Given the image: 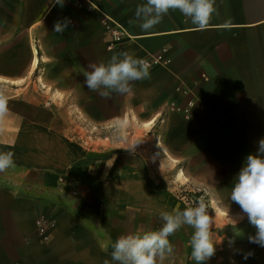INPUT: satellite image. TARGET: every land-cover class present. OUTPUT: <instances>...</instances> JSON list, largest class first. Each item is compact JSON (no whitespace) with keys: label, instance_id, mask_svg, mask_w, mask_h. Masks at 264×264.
Here are the masks:
<instances>
[{"label":"crops","instance_id":"crops-1","mask_svg":"<svg viewBox=\"0 0 264 264\" xmlns=\"http://www.w3.org/2000/svg\"><path fill=\"white\" fill-rule=\"evenodd\" d=\"M144 2L0 0V152L15 160L0 171V264H115L117 238L158 230L160 211L186 208L164 178L158 185L154 161L175 163L174 177L205 199L216 243L203 264H264V247L249 240L256 227L230 199L264 138V0H215L203 31L170 11L148 32L129 23ZM65 18L68 28L54 32ZM117 27L124 41L108 49ZM121 51L170 62L130 94L89 91V64ZM134 123L148 125L144 142L122 137ZM39 218L51 225L44 235ZM193 231L169 236L164 264H196Z\"/></svg>","mask_w":264,"mask_h":264},{"label":"clouds","instance_id":"clouds-1","mask_svg":"<svg viewBox=\"0 0 264 264\" xmlns=\"http://www.w3.org/2000/svg\"><path fill=\"white\" fill-rule=\"evenodd\" d=\"M57 3L63 5V0H57ZM170 11H179L198 31L206 30L217 13L215 0H145L136 6L134 18L129 23L148 32L162 23ZM69 24L67 18L55 22L54 32L62 33ZM89 68L91 70L84 72V86L105 99L130 94L134 82L151 78L150 63L131 51L115 53L106 62L89 64ZM6 105V98L0 94V116L6 111ZM14 167V153L0 152V171ZM230 199L240 206L257 229L255 236L249 237L250 242L264 247V138L258 141L257 151L246 157ZM159 216L163 223L158 230L117 238L112 245L111 261L115 264H164L166 257L174 251L169 236L185 225L194 229L189 244L196 264H203L214 254L216 241L211 231L212 221L203 203L183 210H162ZM104 264H110V261L105 260Z\"/></svg>","mask_w":264,"mask_h":264},{"label":"rangeland","instance_id":"rangeland-1","mask_svg":"<svg viewBox=\"0 0 264 264\" xmlns=\"http://www.w3.org/2000/svg\"><path fill=\"white\" fill-rule=\"evenodd\" d=\"M0 90H3V88L0 86ZM8 90V89H6ZM128 125V124H126ZM135 127L136 124L134 123ZM127 127H131L130 125H128ZM98 133V131L96 129L91 128L90 130L87 129V131L85 130V134H96ZM151 132H148V125L145 124L142 127H136L134 130H130V129H124L123 133H122V137L124 139H134V140H140V141H145L146 138L148 136H150ZM150 143H152V139L153 136L151 135L150 138ZM152 152V150H151ZM173 162H171V168H167V170H163L161 163H159L158 161H154L153 165L155 168V172L154 174L156 175V182L159 181V183H161L163 180V178L165 179V188L168 190V192L183 206L185 207H195L200 203H203L206 207V203H205V199L203 197H201L200 195H198L197 193H193V192H189L188 190H186L181 183L184 182V180L182 178L177 179V177H174V166H173ZM179 173V172H178ZM179 178V177H178ZM158 185H162L158 184Z\"/></svg>","mask_w":264,"mask_h":264},{"label":"built area","instance_id":"built-area-1","mask_svg":"<svg viewBox=\"0 0 264 264\" xmlns=\"http://www.w3.org/2000/svg\"><path fill=\"white\" fill-rule=\"evenodd\" d=\"M109 35L111 38V44L108 46V49H113L114 47L122 45L124 41V31L122 29H120L119 27L111 29L109 31ZM143 59H146L150 63V70L156 68H164L170 62L167 58L163 56V53H159L154 56H148ZM189 110L190 103L187 105V108L183 109L182 111L185 117L188 116ZM35 225L40 235H44L51 226L49 222H46L44 221V219L41 218L36 220Z\"/></svg>","mask_w":264,"mask_h":264},{"label":"bare ground","instance_id":"bare-ground-1","mask_svg":"<svg viewBox=\"0 0 264 264\" xmlns=\"http://www.w3.org/2000/svg\"><path fill=\"white\" fill-rule=\"evenodd\" d=\"M180 176L182 177V174Z\"/></svg>","mask_w":264,"mask_h":264}]
</instances>
